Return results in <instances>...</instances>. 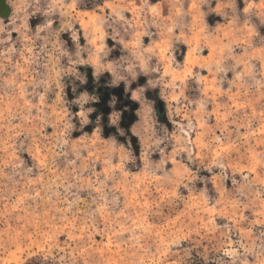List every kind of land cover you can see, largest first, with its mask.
Segmentation results:
<instances>
[{"label":"rangeland","instance_id":"374dc122","mask_svg":"<svg viewBox=\"0 0 264 264\" xmlns=\"http://www.w3.org/2000/svg\"><path fill=\"white\" fill-rule=\"evenodd\" d=\"M0 264H264V0H6Z\"/></svg>","mask_w":264,"mask_h":264},{"label":"water","instance_id":"95a60500","mask_svg":"<svg viewBox=\"0 0 264 264\" xmlns=\"http://www.w3.org/2000/svg\"><path fill=\"white\" fill-rule=\"evenodd\" d=\"M0 8L2 13H7L6 0H0Z\"/></svg>","mask_w":264,"mask_h":264}]
</instances>
